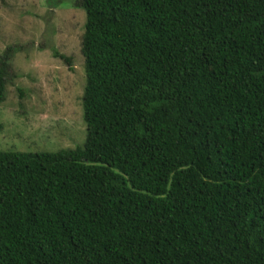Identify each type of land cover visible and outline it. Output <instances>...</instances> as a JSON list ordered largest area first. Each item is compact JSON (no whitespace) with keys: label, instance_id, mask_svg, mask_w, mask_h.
<instances>
[{"label":"trees","instance_id":"1","mask_svg":"<svg viewBox=\"0 0 264 264\" xmlns=\"http://www.w3.org/2000/svg\"><path fill=\"white\" fill-rule=\"evenodd\" d=\"M74 6L85 140L0 150V264H264V0Z\"/></svg>","mask_w":264,"mask_h":264},{"label":"rangeland","instance_id":"2","mask_svg":"<svg viewBox=\"0 0 264 264\" xmlns=\"http://www.w3.org/2000/svg\"><path fill=\"white\" fill-rule=\"evenodd\" d=\"M84 23L85 13L74 0H0V55L8 46L18 48L0 104V150L82 146ZM54 52L71 57V70Z\"/></svg>","mask_w":264,"mask_h":264}]
</instances>
